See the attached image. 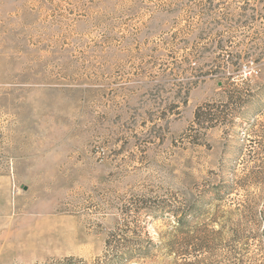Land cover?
<instances>
[{"label":"rangeland","instance_id":"374dc122","mask_svg":"<svg viewBox=\"0 0 264 264\" xmlns=\"http://www.w3.org/2000/svg\"><path fill=\"white\" fill-rule=\"evenodd\" d=\"M123 254L264 264V0H0V264Z\"/></svg>","mask_w":264,"mask_h":264},{"label":"trees","instance_id":"16d2710c","mask_svg":"<svg viewBox=\"0 0 264 264\" xmlns=\"http://www.w3.org/2000/svg\"><path fill=\"white\" fill-rule=\"evenodd\" d=\"M235 90H236V87L234 88ZM234 97H231V99H232V101L234 102V103H236V101L237 100H239L237 97L235 98V99H233ZM227 100L229 101V103L231 102L230 101V97H229V99H228V97H227ZM202 111V107L201 108H199L198 109V112L196 113L197 115H196V117H197V119L198 118H200V112ZM112 256H114V254H112L111 255V257ZM115 256H117V255H115ZM115 258V257H114ZM130 259H129V257H125V255L123 254V256L122 255H120L119 256V261H117L118 263H120V264H123L124 262H128Z\"/></svg>","mask_w":264,"mask_h":264}]
</instances>
